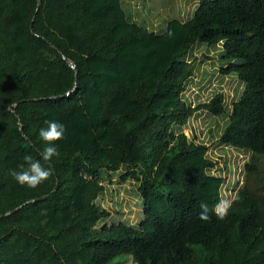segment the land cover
Segmentation results:
<instances>
[{"label": "trees", "instance_id": "obj_1", "mask_svg": "<svg viewBox=\"0 0 264 264\" xmlns=\"http://www.w3.org/2000/svg\"><path fill=\"white\" fill-rule=\"evenodd\" d=\"M122 1L0 0V264H114L125 254L136 264L264 261L254 201L244 194L218 219L224 179L210 171L207 145L182 131L198 110L222 114L223 93L186 108L151 106L159 93L184 89L196 42L221 44L230 60L221 73L244 87L219 141L252 153L245 171L264 175V0H198L188 20L171 18L160 32ZM48 120L66 128L50 162L39 136ZM25 155L53 173L36 189L10 175L28 167ZM119 168L150 195L169 186L171 216L145 204L149 229L96 228L109 215L97 201L102 181ZM80 169L89 182L75 206Z\"/></svg>", "mask_w": 264, "mask_h": 264}, {"label": "rangeland", "instance_id": "obj_2", "mask_svg": "<svg viewBox=\"0 0 264 264\" xmlns=\"http://www.w3.org/2000/svg\"><path fill=\"white\" fill-rule=\"evenodd\" d=\"M123 0L124 10L143 15L146 20L139 22L148 24L149 20L159 24L153 30L160 32L171 18L182 21L188 20L198 5V0H140L131 2ZM136 2H142V6L135 7ZM147 22V23H146ZM25 31V29H24ZM26 33V31H25ZM186 61H192L194 69L192 76L186 81L184 89L176 92L165 90L154 97L151 106L174 109L186 108L198 103L206 102L217 93L224 95V112L213 115L205 110L196 111L182 127L185 135L195 142L204 143L208 147L207 156L215 162L211 172L223 177L221 186V199L234 203L248 194L254 201L264 225V175L260 173L246 172V163H256L257 158L250 152L222 144L219 137L227 124L231 107L244 87L236 74H222L230 60L223 59L221 44L208 46L205 43L196 42L190 49ZM240 62V60H233ZM124 170L118 169L111 175L105 176L102 183L104 191L98 198V203L109 211V215L99 221L96 228L114 231L120 223H125L137 229H149L150 223L145 220L144 205L149 204L152 209L160 211L163 216L170 217L172 212L165 203V193L161 196L150 195L145 188H140V183L131 178H122ZM73 177L79 180L75 188L72 202L75 206L80 204V195L89 182V176L84 170L73 172ZM87 177V178H85ZM114 264H136L130 255H120L112 260ZM264 264V261L257 263Z\"/></svg>", "mask_w": 264, "mask_h": 264}, {"label": "clouds", "instance_id": "obj_3", "mask_svg": "<svg viewBox=\"0 0 264 264\" xmlns=\"http://www.w3.org/2000/svg\"><path fill=\"white\" fill-rule=\"evenodd\" d=\"M171 35V33L169 34ZM47 127L41 128L39 131V136L43 141L47 142L49 145L41 153L44 161L50 162L53 157L59 156V152L56 142L66 139L65 125L54 120L45 121ZM23 160L27 163L28 167L25 168L24 165H20V171L12 170L10 175L22 186H27L30 189H36L42 183L47 181L52 175L51 168H45L42 166L39 160H34L31 155H25ZM87 178V177H85ZM231 207V201L221 199L215 206L213 211L220 220H224L228 211ZM201 213L200 219L204 221L210 220L208 205L204 202L200 204Z\"/></svg>", "mask_w": 264, "mask_h": 264}, {"label": "water", "instance_id": "obj_4", "mask_svg": "<svg viewBox=\"0 0 264 264\" xmlns=\"http://www.w3.org/2000/svg\"><path fill=\"white\" fill-rule=\"evenodd\" d=\"M73 67H74V65H73Z\"/></svg>", "mask_w": 264, "mask_h": 264}, {"label": "crops", "instance_id": "obj_5", "mask_svg": "<svg viewBox=\"0 0 264 264\" xmlns=\"http://www.w3.org/2000/svg\"><path fill=\"white\" fill-rule=\"evenodd\" d=\"M151 227V226H150Z\"/></svg>", "mask_w": 264, "mask_h": 264}]
</instances>
